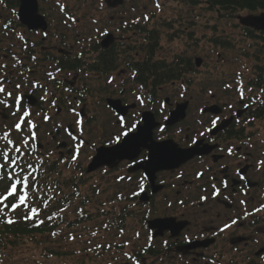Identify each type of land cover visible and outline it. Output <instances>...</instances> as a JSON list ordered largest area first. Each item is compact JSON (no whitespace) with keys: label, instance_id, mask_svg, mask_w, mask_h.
Returning <instances> with one entry per match:
<instances>
[{"label":"rangeland","instance_id":"rangeland-1","mask_svg":"<svg viewBox=\"0 0 264 264\" xmlns=\"http://www.w3.org/2000/svg\"><path fill=\"white\" fill-rule=\"evenodd\" d=\"M64 1L66 2L59 0L39 2L40 13L47 18L50 29L47 33L48 44L45 46L55 47L54 50L51 49L53 53H56L59 48H66L74 55L82 49L89 51L94 41L105 32L113 34L116 38H114V43L119 42L118 46L121 48L119 51L122 57L117 71L108 76L87 74L81 78H76L74 75L60 77V82L67 80L74 85L75 89L86 92L85 101H80L78 98L74 100L72 97L75 95H72L62 84L57 85L58 83L49 79L48 73L53 67L43 61L39 45L38 50L35 49L37 56L40 57L39 67H34L33 64L30 66L35 68L36 75L30 73L22 75L21 71H25L23 69L25 66L17 68L15 65L20 62L16 61V57H20L23 64H30V62L20 42V32L9 31L4 34L2 25H0V79L8 77L6 83L0 80V86L15 92V95L18 93L32 94L39 100L36 107L32 109L34 112L32 119L39 125L37 134L41 154L46 155V158L50 156L51 163L63 158L61 164L58 163L57 173L51 175L53 179H61L63 182L81 179L80 169L87 170L95 156L96 149L111 145L114 138L121 133L122 128L118 125L115 114L108 108L107 99H120L123 104L135 106L127 113L128 126L138 122L140 115L145 111L154 113V122L163 123V119L170 111L176 109V105L187 103L188 108L183 121L168 127L167 133L157 129L153 135L156 141L171 140L179 148L187 149L190 138L188 140L186 138L190 132L195 130L199 133L204 130L203 126L210 127L214 118L209 114H206V118H202L200 114L203 108L213 105L221 109L227 107L229 110L226 108V111L223 110L224 115L222 116L224 117L230 114V108L234 109L233 106L236 108L239 105L241 99L247 102L250 96L257 91L249 87V82L255 79V73H258L256 67L264 69L261 34L258 33L255 38H252L253 35L252 37L248 35L239 25L237 17L247 18L251 15H258L260 12L244 10L231 13L229 17L228 14H224L225 12L216 13L210 10L209 3L212 0H110L114 4L111 7L105 0ZM191 1H198L199 5L194 6ZM59 3L66 10H63ZM67 15L74 18L76 22H71L66 17ZM0 16L4 20L13 18L10 10L3 8H0ZM133 24L142 25L148 31L158 30L160 33V50L156 54L157 61L172 63L179 58H189L195 63L196 59L201 60L200 68L197 69L194 64L195 73L176 83L161 87L157 94L158 101L152 106L147 101L145 91L129 83L133 74L128 62L140 61L145 58V55L137 56L128 47L146 46L139 30L134 32L132 31L134 28L128 29V26ZM20 31L23 32L21 35L35 43L42 41L40 39L43 38L42 34L35 35L22 29ZM61 36L67 37L66 46L61 47ZM214 36L225 39L229 47L214 46L210 42ZM173 38L175 40H172ZM69 45H72L73 49ZM110 77L114 81L111 82ZM262 77V90L258 93L264 97V75ZM240 81H242L240 89H244L243 96L236 88L240 86ZM35 83L47 86V90L45 88L40 90L39 87V92L34 93ZM137 95H142L140 100ZM4 97L5 95L0 93V100ZM60 97H63L65 105L60 104L58 112L54 104L60 103ZM143 100L146 103L143 104ZM165 100L167 104L164 108L162 103ZM7 101L6 99L4 103H0V132L14 131V124L19 116V113L13 115L15 110L12 102L9 108L6 105ZM40 106L44 111H39ZM72 107H78L79 110L76 109L73 112ZM81 110L84 114V125H79L76 119V113ZM45 116L51 118L48 124L43 122ZM244 123L247 126L246 135L253 138L254 143L252 147L248 146L253 150L254 155L258 154L255 156L256 159L263 157L264 116L252 126L248 122ZM69 125H72L71 131H74L75 136L77 138L81 136L84 142L78 147L80 150L77 155L78 159L73 161L71 153L74 141L64 130ZM62 142L65 143V148L59 150V144ZM60 151H63L62 156H59ZM140 151L139 157L141 158L146 151L142 148ZM34 161L42 163L43 159H34ZM125 165V162H121L114 170L98 168L89 176L83 177L84 185L79 187L80 195L83 200L88 197L91 203L84 211H80L79 200L73 198L72 206L64 213L65 219L73 223L84 212L90 210L94 219H97L96 222L88 224L85 229L84 227L70 229L63 226L56 233L45 237L38 236L35 240L24 239L19 246H0V264H132L131 257L151 245L148 240L150 237L147 226L142 220L144 216L140 211L142 209L146 212L150 206L132 202L134 192L139 188L138 177L140 175H129ZM165 173L170 174V172ZM129 176H132V179H129ZM78 183L77 181L76 184ZM62 191L72 196L75 194L73 188H67L64 185H62ZM52 192H58V190L53 189ZM165 192L162 187L161 192L157 194L158 196L156 195L155 207L151 213L152 219H161L164 215L180 216L183 212L187 219L195 223H199L200 219L210 218L202 210H197L195 214V210L192 209L176 208L178 195L173 192L170 199L163 200ZM170 201L173 202L175 210L164 209ZM56 206L58 205H54ZM125 207H130L136 211V214H131L127 220L126 230L121 231L118 227L115 228L118 224L104 210L114 209L117 213L116 211ZM205 210L208 211V207ZM102 215L110 219L102 220L103 218H100ZM216 218L212 215L211 219H214L216 223L223 222V219ZM220 220L222 221L219 222ZM198 227L195 226L192 230ZM158 237L160 239L154 241L155 246L168 250L157 260L146 258L145 264H205L209 262L208 259L210 262L215 261L212 264H217V262L218 264H248L250 262L264 264V256H257L260 247L264 246L263 238L258 236L262 242L241 246V250L237 252L227 251L223 248V244L205 250L203 253L206 254V260L202 259V261L201 259L195 261L196 255L192 251L187 252L183 257L180 256L181 252L175 250L179 238L174 237L170 240L165 234ZM53 252L60 256H52L50 253Z\"/></svg>","mask_w":264,"mask_h":264},{"label":"flooded vegetation","instance_id":"flooded-vegetation-1","mask_svg":"<svg viewBox=\"0 0 264 264\" xmlns=\"http://www.w3.org/2000/svg\"><path fill=\"white\" fill-rule=\"evenodd\" d=\"M42 1L44 0H38V4ZM0 8L12 12V21L4 20L0 16V23H7L5 27L7 31L11 29V23L18 32L21 29L26 30L19 17L20 0H0ZM42 43L48 44V39H42ZM41 47L45 48L43 45ZM48 48L55 47L51 45ZM225 108L228 109L223 107L224 111H226ZM232 108L234 109L230 108L229 115L222 116L220 119L221 123L226 119L233 118L227 129L216 135H211L210 127L205 125L203 126L204 130L199 133L195 130L190 132L186 138L187 140L190 138L187 149L198 144L199 154L195 158L180 168L170 171L168 175L165 172L157 174V185L162 186L166 191L163 200L170 199L174 192L178 195L176 208L192 209L195 210V214H197V210H202L210 216L206 220L200 219L199 223L187 219L184 212L180 216H173L179 222H188V227L181 233L175 250L184 255L192 251L196 255L195 261L206 260V254L203 251L221 244L227 251L237 252L241 250V246L264 241V163H262L264 156L256 159L255 156L258 154L254 155L253 150L249 147H252L254 143L253 138L246 135V129L243 130L246 113L238 118L240 109ZM223 110L222 114L224 115ZM202 118H206V115ZM188 129L190 130V128ZM229 131L235 132L236 135L233 137L236 138H228ZM193 140L196 141L195 144ZM145 157L146 152L137 162L144 160ZM125 164L128 172L133 163L125 162ZM144 185L145 191L150 194L151 186L147 181H144ZM154 202H156V196L153 199V208L155 207ZM168 203L165 210L176 209H173L172 201ZM206 207L209 212L205 210ZM212 215L217 217L216 219H223V222L216 223L214 219H211ZM162 217L172 216L164 215ZM227 225L230 227H226ZM195 226H199L198 229L192 230ZM165 236L170 238L168 233ZM257 236L263 239L259 240ZM263 248L264 246H261L258 251ZM205 264L211 263L206 262Z\"/></svg>","mask_w":264,"mask_h":264},{"label":"trees","instance_id":"trees-1","mask_svg":"<svg viewBox=\"0 0 264 264\" xmlns=\"http://www.w3.org/2000/svg\"><path fill=\"white\" fill-rule=\"evenodd\" d=\"M192 5H199L198 1H191ZM209 9L215 11L216 13L225 12L224 14L227 16H231V13L238 11H250V12H262L264 11V0H212L210 3ZM248 35H253L252 38H255L256 33L251 30H246ZM149 34V47L146 50V57L140 62H131L130 65L136 71V82L149 87L152 89L153 94L158 87L165 85L167 83L179 80L183 77L184 74H192L195 73L194 64L189 58H179L173 61L172 63H167L166 61H156V53L160 50V34L156 31L150 32ZM261 34V47L264 52V34ZM172 40H175L173 38ZM210 41L217 47L228 48L229 45L225 41V39H220L219 37H213ZM97 57L94 58L93 61L88 63H83L80 59H72L68 57H62L60 59L53 58L52 61L56 62L59 68L71 71L77 74L78 71H82V73H91V74H100V75H108L111 72H114L117 67V63L119 62V53L116 47L103 51H100V48L97 47L95 49ZM257 73L256 81L251 84V86L261 87L263 82L264 69L262 67H256ZM264 116V105L258 109L256 112L251 114L252 118L262 119ZM243 131V130H242ZM228 135L230 137L235 136V133L229 132ZM12 157H15L19 162H22L24 159L20 156V153L10 154ZM44 169H40L36 172V175L39 179V187L46 186L48 183V187L50 185L54 187H62L64 185L67 188H76L79 185H84L83 177L78 180L66 181L63 182L61 179H53L51 175L57 173L56 164H45ZM6 173L12 171L8 169V167L4 170ZM31 171V170H30ZM80 174L83 175V172ZM46 177V179H45ZM79 182L76 184V182ZM1 183H6L5 189L9 185V181L7 176L4 179H0ZM57 195L53 196L52 193L44 191V193L38 195V199H36V204H38V211H44L43 218H35V219H24V209H17L14 213L10 210L11 203L8 205V208H5L3 212H0V246L6 247L8 245L19 246L20 242L24 239H33L36 237L42 236L45 237L56 232L61 226H66L69 228L74 227L75 225H81L85 222L91 220L90 216L87 219H82L84 221H75L70 223L69 220L65 219L62 211L68 206V202H70V197L62 191L59 190ZM59 195V196H58ZM18 198L16 201L17 202ZM54 205H58L54 207ZM86 205V203H84ZM2 207V206H0ZM31 207H34L32 205ZM8 218H11L14 223L9 224L7 222ZM40 220H43L44 223H40ZM160 252L156 251V249H150L144 251V254L139 253L138 256L144 258L145 255L150 257L158 256ZM52 256H60L57 253H50ZM249 264H255L254 262H250Z\"/></svg>","mask_w":264,"mask_h":264},{"label":"water","instance_id":"water-1","mask_svg":"<svg viewBox=\"0 0 264 264\" xmlns=\"http://www.w3.org/2000/svg\"><path fill=\"white\" fill-rule=\"evenodd\" d=\"M22 6L20 10V17L23 23L29 25L30 29L46 28L44 19L38 16V6L36 0H21ZM245 26L255 28L264 32V13L241 20ZM112 43V37L104 43L103 47L107 48ZM201 61H197V66H200ZM110 105L114 110L120 112L122 115L126 114V108L121 107L120 102L110 101ZM186 105L179 106L177 111L172 113V118L168 123L169 126L185 118ZM144 125L138 129L134 135H130L125 141L112 149L102 148L97 151V156L93 160L89 172H93L102 166L114 168L117 161L129 160L132 161L140 154V149L144 148L149 151V161L146 162L144 171L150 178L151 182L155 179V174L162 170H172L178 168L189 159L196 155V151L181 150L173 141H166L157 143L153 140V131L158 126L153 122L151 114H144ZM142 165L138 166L141 168ZM160 223H153L152 227L156 228ZM171 225V224H170ZM166 229H173L172 225ZM160 230H163L160 228ZM177 234V233H176Z\"/></svg>","mask_w":264,"mask_h":264},{"label":"snow or ice","instance_id":"snow-or-ice-1","mask_svg":"<svg viewBox=\"0 0 264 264\" xmlns=\"http://www.w3.org/2000/svg\"><path fill=\"white\" fill-rule=\"evenodd\" d=\"M19 87V85H17ZM5 89L0 86V93H4ZM10 97L11 93H7ZM22 101V98H21ZM5 101L0 100V103H4ZM17 112H20L21 115L17 117V122L14 124V130L19 133L24 129H34L35 125L31 123L30 120L26 122V118L30 115L27 111L22 108V103H18L16 105V111L13 112V115H16ZM121 122L123 123L124 118L121 117ZM215 121H213V127H215ZM137 128V123H132L130 127L126 130L122 131L116 138L115 143L119 144L122 137H128L130 132H134ZM30 141H23L21 138L16 143L13 142L12 139H7L8 145H13V151L16 153H20L25 159L22 162H19L15 157H12L9 152L4 149H0V179H4L7 176L9 180V190L6 194L0 193V212H3L5 208H8L9 205L5 203V201H16L18 198V202L11 203L10 210L15 212L17 209H27L24 215V219H35L39 216V213L36 208L31 207V204L38 199V195L40 192L39 188V179L34 176L30 171L33 169V162L28 159L30 155L27 151H22V149H26L30 147L31 141L36 139V134L34 131L29 132ZM203 135V133H201ZM195 144L196 141L193 140ZM264 163V162H262ZM11 167L13 169L12 173H6L4 170L6 167ZM19 167L20 172L17 173L15 169ZM141 190H143V186L141 185ZM30 194H34L31 195ZM7 222L9 224L14 223L11 218H8ZM40 223H44L43 220H40ZM236 223V221H233ZM226 227H230L227 225ZM223 231V229H221Z\"/></svg>","mask_w":264,"mask_h":264}]
</instances>
